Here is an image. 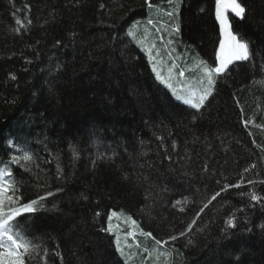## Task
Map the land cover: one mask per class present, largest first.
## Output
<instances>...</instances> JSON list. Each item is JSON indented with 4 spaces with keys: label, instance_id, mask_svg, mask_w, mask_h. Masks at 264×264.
I'll return each mask as SVG.
<instances>
[{
    "label": "trees",
    "instance_id": "trees-1",
    "mask_svg": "<svg viewBox=\"0 0 264 264\" xmlns=\"http://www.w3.org/2000/svg\"><path fill=\"white\" fill-rule=\"evenodd\" d=\"M149 2L0 0V169L22 197L5 211L36 201L12 222L25 264H264V0L231 15L249 60L199 110L136 41L197 76L216 2Z\"/></svg>",
    "mask_w": 264,
    "mask_h": 264
},
{
    "label": "snow or ice",
    "instance_id": "snow-or-ice-1",
    "mask_svg": "<svg viewBox=\"0 0 264 264\" xmlns=\"http://www.w3.org/2000/svg\"><path fill=\"white\" fill-rule=\"evenodd\" d=\"M216 2V12L215 19L219 28V41H218V51L216 52L214 60H212L211 67H205L206 81L201 83L204 85L202 93L198 97V102L193 103V100H185V104H190L193 108L199 110L205 105V102L209 100L210 97L214 96V88L218 83L217 80L213 79V74L217 77L227 78V73L230 70V66L237 65L238 62H245L249 60L250 45L241 36H238L236 31L232 28V23L229 18L230 14L236 18L243 19L246 11L245 6L242 5L239 0H215ZM147 7L151 8L152 4L149 0H144ZM171 3V0H169ZM170 16H175V13L170 12ZM17 24H21L20 20L16 21ZM151 23V21H149ZM179 32V26L175 29ZM180 76H184V72L179 73ZM14 78V77H13ZM195 96V93H193ZM31 157L25 155L24 160H29ZM15 163H19V157H13ZM254 167V166H253ZM247 171V169H245ZM13 175L12 171H5L0 173V262L2 264H25L23 258L20 255V250L24 249L27 251L28 245L22 241L18 240V237L22 236L20 231L22 222L18 224H13L12 222L22 214L34 212L33 205L36 201H31L30 203L20 204L17 207L8 208L5 211V203L9 205L18 204L22 197L13 194V189L11 186V181H6L5 176L11 177ZM249 183H253L249 181ZM231 187H239V185H231ZM48 195H52L49 193ZM220 193L217 192L212 196V200H215ZM44 199V197H41ZM258 198L254 195L252 200L256 201ZM178 204L179 201H176ZM211 203V201H209ZM208 204L204 205L207 208ZM183 211V209H180ZM203 211V209H201ZM115 215V213H113ZM192 224H195L193 220ZM228 226L233 227V221H228ZM192 225H189V231ZM110 230V226H109ZM185 233L181 232L180 235L183 236ZM146 235H151V233H146ZM176 236H172L171 240H176ZM155 243L157 245L162 244L160 239H156ZM237 264L239 261L237 260Z\"/></svg>",
    "mask_w": 264,
    "mask_h": 264
},
{
    "label": "rangeland",
    "instance_id": "rangeland-1",
    "mask_svg": "<svg viewBox=\"0 0 264 264\" xmlns=\"http://www.w3.org/2000/svg\"><path fill=\"white\" fill-rule=\"evenodd\" d=\"M240 2V0H239ZM231 20V14L229 16ZM130 34L135 37V29H130ZM143 36V35H142ZM140 37V40L136 42L139 46L144 50L147 55V58L151 64V67L154 73L157 76V79L165 85L167 88L171 90L174 97L179 101L183 102L185 100L191 99L193 103L198 102V97L203 91L204 85L201 83L202 81H206V74L205 68L200 69V73L197 76H187L186 71L184 69L175 68L172 66L173 69L167 67V62L165 60L164 54L160 52L162 47L166 48L168 46L163 45L162 43H158L157 41L153 40L152 42H148V38L146 36ZM219 47V46H218ZM210 67V66H207ZM184 72V76H180V72ZM214 79V75H213ZM191 81L197 82L196 84H192ZM195 93V96H193ZM185 104V103H184ZM191 106L190 104H187ZM5 132V131H4ZM2 251V250H0ZM126 262L129 263L130 257H126Z\"/></svg>",
    "mask_w": 264,
    "mask_h": 264
},
{
    "label": "bare ground",
    "instance_id": "bare-ground-1",
    "mask_svg": "<svg viewBox=\"0 0 264 264\" xmlns=\"http://www.w3.org/2000/svg\"><path fill=\"white\" fill-rule=\"evenodd\" d=\"M102 149V148H101ZM2 171V169H0V172Z\"/></svg>",
    "mask_w": 264,
    "mask_h": 264
}]
</instances>
